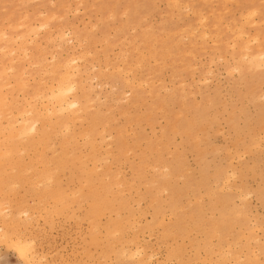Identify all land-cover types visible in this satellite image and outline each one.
<instances>
[{"label": "rangeland", "instance_id": "1", "mask_svg": "<svg viewBox=\"0 0 264 264\" xmlns=\"http://www.w3.org/2000/svg\"><path fill=\"white\" fill-rule=\"evenodd\" d=\"M263 21L264 0H0V264H25L15 243L32 264H264ZM65 62L81 111L48 113ZM18 118L35 130L7 138Z\"/></svg>", "mask_w": 264, "mask_h": 264}, {"label": "bare ground", "instance_id": "2", "mask_svg": "<svg viewBox=\"0 0 264 264\" xmlns=\"http://www.w3.org/2000/svg\"><path fill=\"white\" fill-rule=\"evenodd\" d=\"M225 1H227V0H225ZM228 1H230V0H228ZM175 2V1H174ZM177 2V1H176ZM175 2V3H176ZM235 2H236V0H235ZM181 4V3H180ZM186 4V3H185ZM114 5V8H115V4H113ZM113 5H112V7H113ZM177 5V4H176ZM106 6V5H105ZM187 7H188V5H186ZM180 7V6H179ZM170 8V7H169ZM173 8V7H172ZM175 8H177V7H175ZM228 8V7H227ZM226 8V9H227ZM105 9V8H104ZM124 9H126V8H124ZM123 9V10H124ZM127 11L129 10V9H126ZM228 10V9H227ZM255 10V9H254ZM254 10H251L252 12L254 11ZM112 11H114V9L112 10ZM125 11V10H124ZM123 11V12H124ZM256 11H259V10H256ZM198 12H200V11H198ZM219 12V11H218ZM250 12V11H249ZM110 13H112V12H110ZM126 13V12H125ZM180 13V12H179ZM109 14V13H108ZM247 14H248V12H247ZM255 14V12H253V13H251L249 16L251 17L252 15H254ZM257 14V13H256ZM45 15V14H44ZM201 15V14H200ZM42 16V15H41ZM40 16V17H41ZM51 16H54V14H52ZM109 16V15H108ZM110 16H113V13L110 15ZM109 16V17H110ZM254 16H256V15H254ZM47 17V16H46ZM46 17H44V19L46 18ZM50 16H48L47 17V19L49 18ZM52 18V17H51ZM113 18H114V16H113ZM203 18V17H202ZM243 18H245V16L243 17ZM249 18V17H248ZM248 18H247V16H246V18L245 19H247L248 20ZM221 20V19H220ZM247 20H245L246 22H247ZM199 21V20H198ZM204 20H202L201 22H203ZM235 21V20H234ZM45 22H46V24H45V27H46V29H47V25H48V23H47V20L45 19ZM255 23L256 21H252V23ZM264 22V21H263ZM37 23V22H36ZM43 23H40V24H43ZM253 23V24H254ZM257 23V22H256ZM255 23V24H256ZM44 24H43V27H44ZM229 24V23H228ZM227 24V25H228ZM8 25H10V24H7V26L6 27H8ZM26 25V24H25ZM127 25V24H126ZM202 25V24H201ZM230 25V24H229ZM11 26V25H10ZM9 26V27H10ZM39 26V25H38ZM216 26V25H215ZM35 27V26H34ZM33 27V29H27L26 30V32H28V35H29V33H30V31H34L35 30V32H36V29ZM37 27V26H36ZM44 27V28H45ZM228 27V26H227ZM205 28H207V26L205 27ZM215 28V27H214ZM216 28H217V26H216ZM5 29V28H4ZM8 29V28H7ZM195 29V28H194ZM201 29V28H200ZM239 29V28H238ZM64 30V29H63ZM241 30V29H240ZM37 31H38V29H37ZM183 31H184V28H183ZM182 31V32H183ZM195 30H193V32H194ZM26 32H24V35H23V37L24 36H26L25 35V33ZM31 32V33H32ZM35 32H33V33H35ZM180 32V31H179ZM190 32H192V31H189V33ZM196 32V31H195ZM61 33V36L62 37H64L65 36V33H63V32H60ZM59 33V34H60ZM216 33H218V32H216ZM1 34V33H0ZM20 34V33H19ZM57 35V37H61L60 35ZM192 34V33H191ZM205 34L206 33H204V36H205ZM241 35V36H243L242 34H241V31H240V33H238V35ZM32 35V34H31ZM30 35V36H31ZM34 35V34H33ZM37 35V34H36ZM50 35V34H49ZM174 35H175V33H174ZM193 35V34H192ZM246 35V34H245ZM256 35V38H257V34H255ZM1 36V35H0ZM5 36H6V34L5 33H3L2 34V37L3 38H5ZM47 36L48 35H46V39H47ZM54 36V35H53ZM145 36H147V35H145ZM206 36H207V34H206ZM247 36V35H246ZM28 37V36H27ZM33 37V36H32ZM49 37V36H48ZM153 37V36H152ZM186 37V36H185ZM233 37H237V35H235V36H233ZM252 37H254V34H253V36H251V38ZM31 38V37H30ZM52 38V37H51ZM51 38L49 37V39H47V40H51ZM65 38V37H64ZM63 38V39H64ZM248 38V37H247ZM18 39V38H17ZM16 39V40H17ZM21 39V37L18 39V40H20ZM61 39V38H60ZM165 39H166V37H165ZM182 39V38H181ZM184 39V38H183ZM11 39H9V41H10ZM24 40V39H23ZM58 40V39H57ZM253 40H254V42H256L257 43V41H256V39H255V37L253 38ZM8 40H6V42H7ZM27 41V40H26ZM26 41H24L23 42V46L25 47V45L24 44H28V43H26ZM247 41V40H246ZM249 41L250 40H248L247 41V43H249ZM253 42V41H252ZM214 43V42H213ZM215 43H216V41H215ZM231 43V42H230ZM246 43V44H247ZM21 44V43H20ZM22 45V44H21ZM21 45H17V46H20V47H23V46H21ZM234 42H233V44H231V48H233L234 46ZM248 47L247 45H244V48L246 49V47ZM39 47V46H38ZM37 47V48H38ZM229 47V46H228ZM2 48V47H1ZM0 48V49H1ZM7 46L5 47V48H3V50L2 51H0L1 52V55L3 54V53H5V49L7 50ZM17 48H19V47H17ZM243 48V47H242ZM250 48V47H249ZM259 48H261V47H257V49H259ZM9 49V48H8ZM39 49V48H38ZM135 49H136V47H135ZM134 49V50H135ZM263 49V48H262ZM13 50H14V48H13ZM20 50H22V49H20ZM23 50H25V48L23 49ZM247 50H249V49H247ZM260 50V49H259ZM4 51V52H3ZM8 51H11V49L10 50H8ZM7 52V51H6ZM28 52V51H27ZM188 52V51H187ZM43 53H44V51H43ZM43 53H42V56H43ZM8 54V53H7ZM11 54V53H10ZM9 54V55H10ZM13 54V53H12ZM25 54H26V52H25ZM25 54H24V56H25ZM40 54V53H39ZM5 55H6V53H5ZM4 55V56H5ZM23 55V54H22ZM21 54H20V56H22ZM29 55H31V54H29ZM84 55V54H83ZM19 56V55H18ZM38 56V55H37ZM167 56V55H166ZM169 56V55H168ZM167 56V57H168ZM242 56H245V54L244 55H242ZM247 57V59L246 60H248L249 62H250V64H251V66L252 65H256L257 67L258 66H260V65H264V52H259V53H257V54H247L246 55ZM23 57V56H22ZM27 57V56H26ZM40 57H41V55H40ZM243 58V57H242ZM242 58H239V59H242ZM12 59V58H11ZM24 59H25V57H24ZM30 59H32V58H30ZM41 59H42V57H41ZM238 59V60H239ZM17 60V59H16ZM15 60V61H16ZM23 60V59H22ZM57 60H58V58H57ZM70 60V62L72 61V60H74V58L73 59H69ZM75 61V60H74ZM243 61H244V58H243ZM9 62H14V61H12V60H9ZM16 62H19L18 60L16 61ZM70 62H65L64 64V66H65V73H64V75L62 74L61 76H59L60 77V80L57 82V84H55V86H52L53 85V82H52V84H51V86H50V89H49V94H48V97L51 99V101H52V103H53V105H54V109H53V111H52V109L51 108H48V106L46 105L47 103H41V104H43V108L45 107L46 109H45V111L47 110L48 111V113H49V111H51L50 113H52L53 114V112H54V110H55V112L54 113H58L59 112V114H61L63 111H65V110H67V109H69V108H73L72 110H71V112H76L77 110H79V111H81V109L80 108H78V106H79V103H78V101L77 100H75V99H71V96L70 95H72V96H74L72 93L74 92V90H75V81L73 80V77H75V76H72V74L71 73H73L72 71H71V73H70V70H69V68H70V66H71V63ZM32 63H33V61H32ZM62 64V63H61ZM61 64H60V66H61ZM137 64V63H136ZM0 65H1V63H0ZM39 65V64H38ZM134 65V64H133ZM9 66V65H8ZM35 66V65H34ZM47 66H48V63H47ZM47 66H46V69H47ZM52 66V65H51ZM57 66V65H56ZM59 66V65H58ZM63 66V67H64ZM73 66V65H72ZM42 67V66H41ZM49 67V66H48ZM5 68V67H4ZM2 69L1 71L2 72H4V74H5V71H7L8 70V68H7V70H5V69ZM45 68V67H44ZM73 68H75L74 66H73ZM132 68V67H131ZM232 68H234V67H232ZM235 68H237V67H235ZM250 68V67H249ZM56 69V68H55ZM55 69H53L54 70V72L53 73H51L53 70H48L51 74H54L55 73ZM238 69V68H237ZM237 69H235V70H237ZM21 74H19V75H22V73H23V70H24V67H23V69L21 68ZM72 70H75V69H72ZM238 70H240V69H238ZM10 71H12V70H9V72ZM45 71V70H44ZM2 72H0V73H2ZM45 73H47L48 74V72H45ZM44 73V74H45ZM8 73H6V75H7ZM44 74H42V75H44ZM46 74V75H47ZM55 74H57V73H55ZM76 74V72L75 73H73V75H75ZM12 75V74H11ZM58 75V74H57ZM9 76H10V73H9ZM24 76V75H23ZM14 77H15V75H14ZM1 79V78H0ZM20 79V78H19ZM48 79V78H47ZM29 80V79H28ZM27 80V81H28ZM45 80V79H44ZM44 80H43V83H44ZM4 81V80H3ZM40 81H41V79H40ZM39 81V83H41ZM128 81V80H127ZM50 83V82H49ZM13 84V83H12ZM12 84H10L9 83V86L10 85H12ZM6 85H8V84H6ZM14 85V84H13ZM13 85H12V87H13ZM25 86V84L22 82V86ZM49 85V84H48ZM4 86V85H3ZM21 85H20V87H22ZM24 86H23V88H24ZM5 87V86H4ZM26 87V86H25ZM1 88V87H0ZM23 88H22V90H23ZM14 89V88H13ZM22 90H20V91H22ZM253 90V89H252ZM11 92V91H10ZM13 92V91H12ZM253 92V91H252ZM41 93V92H40ZM6 94V93H5ZM42 95V94H41ZM5 96V95H4ZM36 96V95H35ZM38 96V95H37ZM11 98V97H10ZM34 98H36V97H34ZM34 98H32V100L34 101ZM3 101H2V100ZM0 100V102H2L3 104H4V99L3 98H1ZM9 100V99H8ZM12 100V99H11ZM30 100V99H29ZM28 100V101H29ZM46 100V99H45ZM44 100V101H45ZM27 101V102H28ZM47 102V101H46ZM11 103V102H10ZM28 105V107H29V112H34V111H36L33 107H32V105H31V107L29 106V103H27ZM0 105H1V103H0ZM4 107H6V106H3V107H1L0 106V108L2 109V108H4ZM25 107V106H24ZM28 107H27V109H28ZM0 109V112H3L2 110ZM42 109V108H41ZM11 110V109H10ZM44 110V109H43ZM4 111H6V110H4ZM28 111H26V112H28ZM39 111V110H38ZM38 111H37V113H38ZM44 111V112H45ZM7 113H8V111H6ZM10 112V111H9ZM25 112V113H26ZM28 112V113H29ZM40 112V111H39ZM70 112V111H69ZM83 112H84V110H83ZM23 112H21V114H22ZM42 113V112H41ZM40 113V114H41ZM21 114H19V115H21ZM43 114V113H42ZM41 114V115H42ZM47 114V112L44 114V115H46ZM51 114V115H52ZM0 115H1V113H0ZM12 115V114H11ZM19 115H17V113L15 114V118H16V116H19ZM27 115V114H26ZM31 115V114H30ZM40 115V116H41ZM48 115V114H47ZM76 114H74V116H75ZM3 116H5L4 114H3ZM10 116V115H9ZM25 116V115H24ZM19 117H23V116H19ZM5 118H7L8 120L11 118H9L8 117V115H6L5 117H4V119ZM28 118V117H27ZM77 118V119H76ZM7 119H5V120H7ZM61 119H62V117H61ZM61 119H59V121L61 122ZM74 119H76V120H78L79 118L76 116L75 118H73V120ZM82 119V118H81ZM81 119H79V120H81ZM1 120V119H0ZM56 120H57V118H56ZM78 120V121H79ZM192 120V119H191ZM48 121H49V119H48ZM178 121V120H177ZM15 123H8V125L6 126L7 128V130H8V133H9V135H5L7 138H10V136H12V137H25V136H27V135H29L31 132H33L34 130H35V119H34V122H32L31 124H28V122H29V119H26V118H22V119H16L15 121H14ZM17 122V123H16ZM55 122H57V121H55ZM175 122V121H174ZM47 123V122H46ZM58 123V122H57ZM72 123V122H71ZM193 123V122H192ZM194 124V123H193ZM6 125V124H5ZM45 124H43V125H41V126H44ZM67 125H68V121H67ZM48 127V126H47ZM50 127H52V126H49V128ZM92 127H94V126H92ZM174 127V126H173ZM176 127V126H175ZM68 129V131H69V127H67ZM5 129V127L3 128V130H6ZM48 129V128H47ZM65 129V128H64ZM1 130V129H0ZM66 130V131H67ZM174 130V129H173ZM59 131H61V130H59ZM92 131V130H91ZM175 131H177V129L175 128ZM7 133V132H6ZM74 133V132H73ZM186 133V132H185ZM120 134V133H119ZM190 134V133H189ZM2 136V135H1ZM3 137L2 136V138H6V137ZM89 136V135H88ZM39 137V136H38ZM72 137L74 138V136L72 135ZM40 138V137H39ZM67 138H69V137H67ZM71 138V137H70ZM24 139V138H23ZM26 139V138H25ZM45 139V138H44ZM67 140V139H66ZM70 140V139H69ZM32 141V140H31ZM38 142V141H37ZM43 144V143H42ZM54 144H56V142H54ZM4 146V145H3ZM53 146V145H52ZM51 146V147H52ZM24 148V147H23ZM22 148V149H23ZM22 149H21V151H22ZM36 149H38V148H36ZM53 149V148H52ZM68 149V148H67ZM23 152H24V150H23ZM36 152V151H35ZM5 153V152H4ZM40 153H42L41 151H40ZM9 154H11L10 152H9ZM9 154H8V156H9ZM65 154H67L66 152H65ZM69 154H67V156H68ZM66 156V155H65ZM19 159V158H18ZM37 161V160H36ZM51 161V160H50ZM2 162V161H1ZM49 162V161H48ZM56 162V161H55ZM32 165H34V164H32ZM84 165H85V163H84ZM31 166V165H30ZM30 166L28 167V169L30 168ZM46 166H47V163H46ZM25 167V166H24ZM42 167H43V165H42ZM26 168V167H25ZM41 168V167H40ZM54 167H52V169H53ZM96 167H94V169H95ZM46 169H47V167H46ZM55 169V168H54ZM93 169V170H94ZM32 169H29V171H31ZM33 170H36L35 172H37V169H33ZM93 170H91V171H93ZM28 171V170H27ZM28 171V172H29ZM94 171H96V170H94ZM32 173H33V171H31ZM34 172V173H35ZM55 173V172H54ZM53 173V174H54ZM66 174V173H65ZM76 174V173H75ZM12 175V174H11ZM31 176V175H30ZM32 176H33V174H32ZM21 177H23V175L21 176ZM25 177V176H24ZM27 177V176H26ZM25 177V178H26ZM79 177V176H78ZM31 178V177H30ZM33 178V177H32ZM48 178H49V175H48ZM91 178V177H90ZM12 179V178H11ZM103 179V178H102ZM47 180V179H46ZM23 181V180H22ZM48 181V180H47ZM36 182V181H35ZM39 181H37V183H38ZM48 182H50V181H48ZM86 182V181H85ZM20 183H21V180H20ZM42 182H39V184H41ZM106 183H108V182H106ZM52 184V183H51ZM102 184V183H101ZM16 185V184H15ZM35 185V184H34ZM203 185V184H202ZM37 186V185H36ZM37 187H40L39 185L37 186ZM92 188V187H91ZM14 190V189H13ZM46 191V190H45ZM91 192V191H90ZM107 194V193H106ZM56 195V194H55ZM109 199V198H108ZM42 200V199H41ZM22 201V200H21ZM19 202V201H18ZM18 202H16V203H18ZM93 204V203H92ZM96 204V203H95ZM110 206H112V204L110 205ZM29 208V207H28ZM92 209H93V207H92ZM99 209H102V208H99ZM25 211V210H24ZM3 212V211H2ZM14 212V211H13ZM1 213V212H0ZM10 214V213H9ZM7 215V214H6ZM2 218H3V215H2ZM20 218V217H19ZM90 218V217H89ZM97 219H99L98 217H97ZM11 223V222H10ZM4 238H7L6 240V242H8L9 240H8V234L7 233H4ZM10 242H13L12 240H10ZM9 242V243H10ZM11 244V243H10ZM13 244V243H12ZM12 244L10 245V246H12ZM25 244V243H24ZM24 244L22 243L21 245L22 246H24ZM26 244H27V242H26ZM21 245H17L16 243H15V245H13V246H16L14 249H16V251H17V253H18V255L21 257V259L24 261V263L25 264H32L33 262H32V260L28 257V256H26V254H25V251L27 252V250H25V248H28L26 245L24 246L25 248L24 249H21ZM20 246V248H18ZM23 248V247H22Z\"/></svg>", "mask_w": 264, "mask_h": 264}]
</instances>
